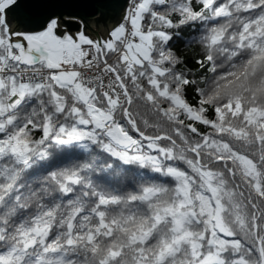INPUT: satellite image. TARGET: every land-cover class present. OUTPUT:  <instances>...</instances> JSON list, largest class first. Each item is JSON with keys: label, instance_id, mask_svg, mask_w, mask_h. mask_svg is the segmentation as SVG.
Returning a JSON list of instances; mask_svg holds the SVG:
<instances>
[{"label": "snow or ice", "instance_id": "snow-or-ice-1", "mask_svg": "<svg viewBox=\"0 0 264 264\" xmlns=\"http://www.w3.org/2000/svg\"><path fill=\"white\" fill-rule=\"evenodd\" d=\"M17 6L0 264H264V0H129L103 39L20 31ZM183 28L211 76L173 51Z\"/></svg>", "mask_w": 264, "mask_h": 264}, {"label": "water", "instance_id": "water-1", "mask_svg": "<svg viewBox=\"0 0 264 264\" xmlns=\"http://www.w3.org/2000/svg\"><path fill=\"white\" fill-rule=\"evenodd\" d=\"M128 3L129 0H18L9 18L20 31H38L45 18L54 15L60 20L58 34L75 36L84 31L90 38L103 39L109 29L122 22Z\"/></svg>", "mask_w": 264, "mask_h": 264}, {"label": "trees", "instance_id": "trees-1", "mask_svg": "<svg viewBox=\"0 0 264 264\" xmlns=\"http://www.w3.org/2000/svg\"><path fill=\"white\" fill-rule=\"evenodd\" d=\"M195 6H196L197 10H199V5H195ZM180 34L183 37V39L177 40V42L173 48V51H175L177 53V55L180 56L184 60V67L186 69H191L193 71H197V69H199V66L196 65L195 61L197 59L202 58L201 49H200L199 45L186 44L185 43V41L190 39L192 35H195V33H193L189 28H183L181 30ZM200 75H203L207 78V77L211 76L212 73L206 71V69H199L197 79H199ZM201 87H203V84H201ZM188 99L190 102L195 103V100H197L198 97H196L194 94H190L188 96ZM141 111H143V109H141ZM209 111H210V113L212 112L211 109ZM200 128H201V131L204 130V126H200Z\"/></svg>", "mask_w": 264, "mask_h": 264}, {"label": "rangeland", "instance_id": "rangeland-1", "mask_svg": "<svg viewBox=\"0 0 264 264\" xmlns=\"http://www.w3.org/2000/svg\"><path fill=\"white\" fill-rule=\"evenodd\" d=\"M60 26H62V25H60ZM93 27L95 28V30L99 31L98 28H97L95 25H94ZM77 33H79V32H77ZM94 35L96 36V34H94ZM92 39H97V37L95 38V37L93 36Z\"/></svg>", "mask_w": 264, "mask_h": 264}]
</instances>
